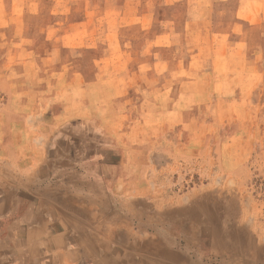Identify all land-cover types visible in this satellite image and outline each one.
I'll use <instances>...</instances> for the list:
<instances>
[{"label": "crops", "instance_id": "0c3cea01", "mask_svg": "<svg viewBox=\"0 0 264 264\" xmlns=\"http://www.w3.org/2000/svg\"><path fill=\"white\" fill-rule=\"evenodd\" d=\"M169 28L140 45L123 25L90 64L86 53L104 40L74 41L70 31L81 64L74 53L64 62L61 52L27 47L19 74L1 76L0 264H113L106 253L119 251L130 230L140 233L123 197L129 174L141 189L142 155L158 168L164 153L160 166L170 170L188 157L202 168L214 163V173L236 180L256 164L264 170V39L184 37L181 28L175 37ZM21 38L0 39V60L14 58L5 59L7 45H29Z\"/></svg>", "mask_w": 264, "mask_h": 264}, {"label": "rangeland", "instance_id": "374dc122", "mask_svg": "<svg viewBox=\"0 0 264 264\" xmlns=\"http://www.w3.org/2000/svg\"><path fill=\"white\" fill-rule=\"evenodd\" d=\"M84 21H89L88 25ZM139 22L145 23L142 31L134 27ZM123 25L140 45L167 26L172 27L169 31L175 37H181L178 32L181 29L188 31V36L184 37L197 31L207 36L220 31L231 34H225V39L249 35L259 43L264 39V0H0V39L20 41L25 33L30 40L29 45L11 43L6 46L2 51L5 59L7 53H12L14 58L0 60V77L6 76L10 69L13 75L19 74L21 52L27 47L41 55L54 53L55 58L61 52L65 62L71 53L78 58L79 54L69 48L74 41L98 36L104 43L86 53L84 63L90 64L96 53L107 47V42H117L118 30ZM70 31L74 41L69 36ZM36 38L38 43L31 44ZM82 60L81 57L74 59L78 64ZM39 63L45 68L46 60ZM29 68H36L34 62H29ZM5 78H0L3 90L6 89V83L2 82ZM4 97L1 91L0 109L6 101ZM181 161L183 169L161 168L160 165H166V156L160 152L159 167L155 168L149 155H142L139 193L133 190L131 182L138 174H129L123 197L124 211L129 220L135 217V227L140 226L141 231L135 230V237L157 236L170 251L189 257L197 255L201 249L199 254H205V260L213 258V264H217L218 258L213 257L212 234L207 231L210 228L206 224L202 226L197 219L198 204L206 203L210 211L215 212L217 221H224L228 227L238 229L264 247V170L260 165H254L253 173L247 178L242 176L236 180L235 175L214 173V163L202 168L189 157ZM128 233L131 242L135 237L131 236L132 230ZM202 244L206 248H202Z\"/></svg>", "mask_w": 264, "mask_h": 264}, {"label": "bare ground", "instance_id": "6f19581e", "mask_svg": "<svg viewBox=\"0 0 264 264\" xmlns=\"http://www.w3.org/2000/svg\"><path fill=\"white\" fill-rule=\"evenodd\" d=\"M16 189H18V188H16ZM198 205L200 206L199 207L200 210H199V217H197V219L200 221L202 226L206 224V226L210 228L207 231H210L212 236H210V235H207V236L208 237L209 236L212 237V239H211L212 244L211 245L214 247V249H213V251H214L213 257L214 258H218V260H217L218 263L217 264H264V247L262 245H260L253 238L244 235V233L240 232L238 229H236V228H234L232 226L228 227L226 225L227 223H225L224 221H217L216 217H214V215H216L215 212H211L206 203L205 204L204 203H200ZM137 215H138V217L136 216V218L139 219L141 217V212L139 214H137ZM64 219H65V217H64ZM131 221L133 222V220H131ZM222 225L227 227V228L223 229V227H221ZM72 226H74V225H72ZM227 229L229 230L228 232L226 231ZM140 231H141V229H140ZM160 232H161V229L158 232V234ZM169 232H171V231H169ZM112 233H115V232L112 231ZM98 236H100V235H98ZM145 236L146 237L144 239H142L141 236H140V238H136V237L132 238L131 242H129L130 239L128 237H126V236L122 237L124 245L119 248L120 249L119 251H114L113 250L114 251L113 252L112 249H111L109 251V253H106V258H104L105 261L108 262V263H113V264H213L215 262V261H213V258H212V260H205V256H204L205 254H199L200 251H202L201 249H198V252H197L198 254L196 253L197 255H195L193 257H189L188 255H185V254H181V253H176L174 251H170L167 248V246L157 236L156 237L154 235L149 236L148 234L145 235ZM79 237H80V235H79ZM173 240L175 241V239H173ZM84 241H85V239H84ZM88 243H89V241H88ZM186 243H188V242L186 241ZM55 244H57V242ZM67 244H68V242H67ZM92 244H91V247H92ZM202 246H203L202 248H206V246L204 247V244H202ZM55 248H57V247H55ZM68 254L69 253H67V256H68ZM70 255H71V253H70ZM55 259H56V257H55ZM59 259H62V257L59 258ZM97 262H98V260H97ZM66 264H67V262H66ZM68 264H69V261H68Z\"/></svg>", "mask_w": 264, "mask_h": 264}]
</instances>
